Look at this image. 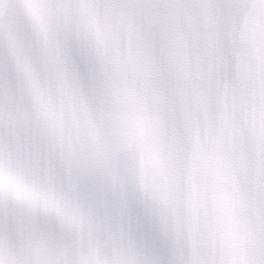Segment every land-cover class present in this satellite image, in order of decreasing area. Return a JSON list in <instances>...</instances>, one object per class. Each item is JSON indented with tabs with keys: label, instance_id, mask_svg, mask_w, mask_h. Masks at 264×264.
<instances>
[{
	"label": "snow or ice",
	"instance_id": "1",
	"mask_svg": "<svg viewBox=\"0 0 264 264\" xmlns=\"http://www.w3.org/2000/svg\"><path fill=\"white\" fill-rule=\"evenodd\" d=\"M0 264H264V0H0Z\"/></svg>",
	"mask_w": 264,
	"mask_h": 264
}]
</instances>
